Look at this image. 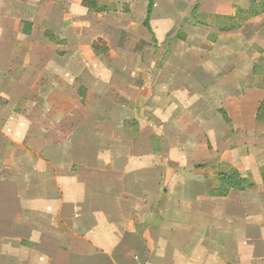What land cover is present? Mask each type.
I'll return each instance as SVG.
<instances>
[{"label":"crops","instance_id":"1","mask_svg":"<svg viewBox=\"0 0 264 264\" xmlns=\"http://www.w3.org/2000/svg\"><path fill=\"white\" fill-rule=\"evenodd\" d=\"M153 1L157 44L182 43L194 31L213 48L211 72L207 57L197 58L196 84L179 68V83L154 76L147 87L136 43L116 56L94 52L96 41H115L106 36L107 12H89L83 0H0V264H264L261 181L211 197L204 179L168 176L192 170V153L184 149L179 161L170 147L173 128L183 136L182 93L212 95L223 110L217 121L232 131L258 124L264 14L231 30L224 18L264 0H195L191 12L209 21L197 28L176 13L184 0ZM240 152L220 157L246 177Z\"/></svg>","mask_w":264,"mask_h":264},{"label":"rangeland","instance_id":"2","mask_svg":"<svg viewBox=\"0 0 264 264\" xmlns=\"http://www.w3.org/2000/svg\"><path fill=\"white\" fill-rule=\"evenodd\" d=\"M100 1V5H104L107 8L106 12L108 15L109 26L106 28V36L108 39L114 40L115 42L111 43V48H108L106 42L96 41L93 46L94 52L106 54L110 51L116 56V53H119L123 47L136 43L138 45L142 67L145 69V72L148 73L145 74V81H143L147 87H149L154 81V76L155 80L162 85L167 82L179 83V78L176 79L174 76V74L178 73L179 68L188 69L187 84H196L195 69L197 68V58L202 59V55L207 57V60H204V66L211 72L213 61H211L210 56L213 48L205 41V36H199L198 32L196 34V32L193 31L190 40L184 38L182 43H171L168 46H161L154 41L152 34L143 26L145 8L142 0H122L119 3L118 10L116 6L117 0ZM158 1L162 4L165 2V0ZM182 3V5H179V3L176 2V10L182 7L185 11H177L176 13L178 17L183 15L187 16L189 18L187 22L193 26L192 28H197V24L204 25L209 22L206 17H199L195 12H191L195 0H184ZM235 3H237L238 6L248 5L247 1L244 0H235ZM132 5L135 7L133 8ZM167 14L172 16L170 13ZM180 35L183 36L185 34L182 33ZM123 40L126 44L122 43ZM75 47L77 48V45ZM79 47L84 48V46ZM87 47H89V44H86V48ZM248 49L251 48L248 47L247 50ZM245 50L246 49H242L241 46H237L236 52L239 54L242 53L243 55ZM244 55L245 58H247V63L252 61L246 56L247 54ZM93 62L96 63L94 59ZM104 63L106 65L108 64L109 68L114 69L115 67V61L113 60ZM198 63L201 65L203 62L198 61ZM237 63H239V61ZM81 64L82 62H75V66L77 67ZM217 65L218 63L215 64L214 67H217ZM162 67L165 68L161 69ZM176 94L177 96H181V93H172V96ZM182 94L184 96L187 94L181 109H178V111L180 110V113L184 115L186 120L181 131L183 136L181 137L182 134H180V131H174L177 128H173V131L171 132H173L176 137L171 141L170 147L173 149L179 148L176 149L179 156L174 157L179 161L181 159L180 153H183L184 149L188 150L189 154L192 153L191 158H188V163L191 164L192 170L178 173L175 170L172 171L173 168L171 167L172 169H170V171H168L169 174H167L170 179H172V182L177 183L180 176L188 174V178L192 180L199 181L204 179L205 183H207L206 186L208 191L209 187L217 185V175L219 173L229 172L232 169H235L229 166L231 164L221 161L220 156L222 152L226 150H240L241 158L244 159L243 156H245V163H242V165L249 174L248 177L253 183H259L261 181L260 171L264 168V126L256 123L251 125L242 124L239 125L235 131L233 128L232 131L231 128H236L235 125H230L226 119L225 121L223 119V122L217 121L216 114L223 110L220 106H214L212 95L207 96V93L203 94L196 92L195 90H189V92L187 91ZM202 95L203 98H206L207 96L208 102L206 101L204 103L202 101ZM175 100H179V98H175ZM29 116L31 115L29 114ZM30 126H33V124H28V128H30ZM200 147L204 151L210 152L207 160H199L201 157L199 152ZM196 150L198 153H194ZM195 154H197V156H194ZM164 161L170 165L172 164L167 157ZM28 168L30 176L32 169L34 168L32 165H29ZM190 175H192V177ZM204 189H206L205 186Z\"/></svg>","mask_w":264,"mask_h":264},{"label":"trees","instance_id":"3","mask_svg":"<svg viewBox=\"0 0 264 264\" xmlns=\"http://www.w3.org/2000/svg\"><path fill=\"white\" fill-rule=\"evenodd\" d=\"M100 2V0H83L82 4L89 12H106L107 8L104 5H100ZM153 6L154 1L147 0L146 17L143 22V26L151 34L152 32L149 22ZM260 14H264V1L259 3L252 1L251 8L249 10L243 11L238 9L234 17L224 18V20L229 23V28L231 30L238 28L249 18L256 17ZM261 89L264 92V75L262 77ZM255 120L258 124L264 125V100L259 104L256 110ZM260 180L262 184H264V168L260 171ZM254 186L255 184L248 176L244 177L238 170L232 169L229 172H221L217 175V185L208 188V195L211 197H226L231 190L244 191L251 189Z\"/></svg>","mask_w":264,"mask_h":264}]
</instances>
